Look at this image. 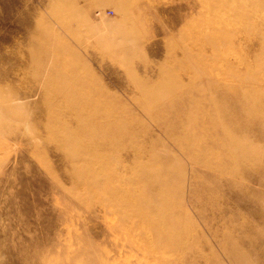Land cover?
I'll use <instances>...</instances> for the list:
<instances>
[{
    "label": "rangeland",
    "instance_id": "374dc122",
    "mask_svg": "<svg viewBox=\"0 0 264 264\" xmlns=\"http://www.w3.org/2000/svg\"><path fill=\"white\" fill-rule=\"evenodd\" d=\"M0 264H264V0H0Z\"/></svg>",
    "mask_w": 264,
    "mask_h": 264
}]
</instances>
